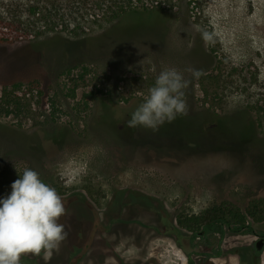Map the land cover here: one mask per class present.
I'll return each instance as SVG.
<instances>
[{"label": "rangeland", "instance_id": "rangeland-1", "mask_svg": "<svg viewBox=\"0 0 264 264\" xmlns=\"http://www.w3.org/2000/svg\"><path fill=\"white\" fill-rule=\"evenodd\" d=\"M26 1L0 0V101L17 83L39 93L32 116L0 117V199L25 168L37 171L62 197L68 237L50 259L21 264H186L187 228L216 211L264 217V0H157L166 10L41 38L3 23ZM168 68L190 81L187 116L155 132L127 127ZM188 68L220 76L206 103ZM76 221L91 226L83 250L67 245L81 240Z\"/></svg>", "mask_w": 264, "mask_h": 264}, {"label": "clouds", "instance_id": "clouds-1", "mask_svg": "<svg viewBox=\"0 0 264 264\" xmlns=\"http://www.w3.org/2000/svg\"><path fill=\"white\" fill-rule=\"evenodd\" d=\"M201 37L206 44L214 43L212 33L201 30ZM186 71L193 77L201 74L194 68ZM189 83L176 68L161 71L145 101L132 113L127 127L142 126L155 132L165 122L187 116L184 89ZM11 189L10 195L0 199V264H21L25 255L50 259L68 237L59 222L67 215L62 197L30 168L24 169Z\"/></svg>", "mask_w": 264, "mask_h": 264}, {"label": "trees", "instance_id": "trees-1", "mask_svg": "<svg viewBox=\"0 0 264 264\" xmlns=\"http://www.w3.org/2000/svg\"><path fill=\"white\" fill-rule=\"evenodd\" d=\"M24 6L25 9L22 8L19 11V8H16L17 12L10 15L12 17L17 13L13 15L15 19L10 20L6 17L3 23L6 27L19 25V29L15 32L24 35L25 38H41L50 34L80 36L95 26L110 23L127 13H154L166 10L157 0H27ZM207 73L208 71L202 72L198 77L205 97H203V103H206L209 90L216 92L222 82L219 75ZM74 88L71 89L72 93ZM33 94L39 93L33 89L25 90L20 83L3 88L0 117L13 115L28 118L32 116L34 110L31 109L32 103L28 98ZM34 95L32 97L36 98ZM40 95L36 100L42 102V107L45 108L48 100L46 89ZM50 102L51 108H54V103ZM44 117L46 123L54 121L48 115Z\"/></svg>", "mask_w": 264, "mask_h": 264}, {"label": "flooded vegetation", "instance_id": "flooded-vegetation-1", "mask_svg": "<svg viewBox=\"0 0 264 264\" xmlns=\"http://www.w3.org/2000/svg\"><path fill=\"white\" fill-rule=\"evenodd\" d=\"M221 214L222 212L216 211V216L198 230L186 229L191 234L188 241L191 251L186 264H219L218 261H223V264H233L234 261L236 264H264V226L261 228L256 225L264 221V217L254 211L241 213L240 219L229 212L226 217ZM256 216L263 220H256ZM76 223L75 228L81 233V240L75 245L73 241L67 245L69 248L83 250L91 244L88 241L91 226L87 221H83L81 225L78 221ZM235 239L250 241L242 244L232 241ZM192 256L195 258L192 259Z\"/></svg>", "mask_w": 264, "mask_h": 264}, {"label": "water", "instance_id": "water-1", "mask_svg": "<svg viewBox=\"0 0 264 264\" xmlns=\"http://www.w3.org/2000/svg\"><path fill=\"white\" fill-rule=\"evenodd\" d=\"M261 243V242H260Z\"/></svg>", "mask_w": 264, "mask_h": 264}]
</instances>
